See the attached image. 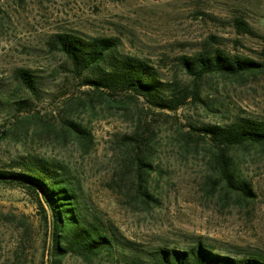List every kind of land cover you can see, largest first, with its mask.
Wrapping results in <instances>:
<instances>
[{"label": "rangeland", "instance_id": "obj_1", "mask_svg": "<svg viewBox=\"0 0 264 264\" xmlns=\"http://www.w3.org/2000/svg\"><path fill=\"white\" fill-rule=\"evenodd\" d=\"M235 20L256 36L237 34ZM59 32L117 37L121 54L154 66L163 82L193 87L178 59L208 43L258 59L264 0H0V169L18 171L17 163L33 159L63 167L86 206L145 253L201 241L231 257L264 255V146L230 151L252 191L243 200L217 182L216 149L191 129L264 118V69L242 78L207 75L197 82L203 104L160 112L142 98L98 100L80 86L49 48ZM17 68L39 77L37 96L19 87ZM67 121L85 130L87 146L67 131ZM134 134L149 139L152 153L148 190L157 202L148 207L122 179L139 150L121 139ZM45 231L31 198L0 184V264H42ZM121 254L116 248L90 262L68 256L63 264H129L133 254Z\"/></svg>", "mask_w": 264, "mask_h": 264}, {"label": "trees", "instance_id": "obj_2", "mask_svg": "<svg viewBox=\"0 0 264 264\" xmlns=\"http://www.w3.org/2000/svg\"><path fill=\"white\" fill-rule=\"evenodd\" d=\"M234 29L239 35L256 36L242 20L234 21ZM257 38L260 40L258 59L231 54L209 43L193 56L180 57L179 65L190 77L193 87L163 82L154 66L121 54L117 37H82L59 32L51 35L49 48L65 59L67 72L80 80V86L90 87L98 100L123 94L130 99L142 98L154 110L175 112L191 101L203 104L197 82L207 75L242 78L261 72L264 69V35ZM13 76L19 87L30 95L39 94V77L33 70L17 68ZM67 124V131L87 146L89 140L85 130L73 122L67 121ZM191 129L199 134V139L207 138L216 149L211 156L217 182L226 193H235L243 200L250 198L252 191L240 178L230 151L239 147L264 146V118H237L226 125H203ZM121 140L128 148L139 150L125 164L122 179L128 177L130 192L148 207L157 202L148 190V179L153 171L149 139L134 134ZM16 168L18 171L0 169V184L20 188L34 202L46 228V254L42 264H63L68 256L90 262L116 248L121 249V256L124 251L133 254L129 264H264L262 254L231 257L216 253L201 241L186 249L159 248L145 253L122 238L115 226L103 221L86 206L78 183L64 172L63 167L33 159L17 163ZM137 254H144L146 258L142 260Z\"/></svg>", "mask_w": 264, "mask_h": 264}]
</instances>
